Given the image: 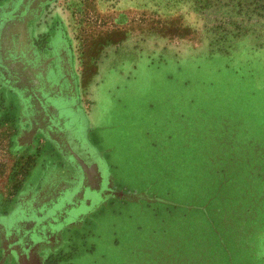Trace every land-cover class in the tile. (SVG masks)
Segmentation results:
<instances>
[{
    "label": "rangeland",
    "instance_id": "374dc122",
    "mask_svg": "<svg viewBox=\"0 0 264 264\" xmlns=\"http://www.w3.org/2000/svg\"><path fill=\"white\" fill-rule=\"evenodd\" d=\"M25 3L0 0V22L14 15L0 30V247L14 240L4 219L71 171L29 131L40 109L57 116L29 93L59 86L85 139L90 108L123 196L59 242L47 222L51 250L21 264H264V0Z\"/></svg>",
    "mask_w": 264,
    "mask_h": 264
},
{
    "label": "water",
    "instance_id": "95a60500",
    "mask_svg": "<svg viewBox=\"0 0 264 264\" xmlns=\"http://www.w3.org/2000/svg\"><path fill=\"white\" fill-rule=\"evenodd\" d=\"M36 2V0H26V6L31 5L33 2ZM29 7V6H28ZM28 7L26 10H28ZM20 15V14H18ZM14 15L13 14H8L7 16H5L2 21L0 22V30L3 26V24H5V21L8 19H11ZM41 99V101H43V98L39 97ZM39 107H41V105L39 104ZM53 109L56 111L57 115H58V111L57 109L53 106ZM75 109V107H74ZM41 116L39 115L38 117H44V121L43 122H37V123H33V121H29V131L31 133V135L39 132L42 135H44L45 138H47V140H49L50 142H52L54 144V147L56 149V151L59 153L60 157L63 159V161L70 166V169L72 172H74L75 170L79 172L80 176L82 177V180L79 181V189L76 190L73 194V196L66 200H69V203H75L76 199L75 198H79L81 197V194L84 190V188H90V187H94L91 183L96 181V180H100L102 177L100 176V172H97L96 170V165L94 163H91L90 165H87L71 148V146L69 145V142L67 141V139L65 138L63 131L66 125H67V129L69 132L75 130L76 129L70 124H63L60 123L62 125L59 124V126H56L58 128H55V123L57 122V119L55 118V116H53V113H51V115H49L48 111H46V109H41ZM60 116H66L67 114H62L64 113V111L60 110L59 111ZM62 114V115H61ZM60 117V118H61ZM36 118V117H35ZM83 140L84 145L82 147H87L88 149L91 150V152L94 154H96L101 163L103 164V173H105L108 177L109 175L106 173V165L101 157V154L88 142L87 139L84 138L83 136ZM93 176H96V178H93ZM88 184V185H86ZM89 186V187H88ZM96 194L101 193V195L99 196L100 199L102 200V202L97 203L95 206H98L100 204H103L104 199L106 198V196H108L106 194V189L104 188H99L96 187ZM69 193V192H68ZM109 196H123V193L118 191L117 189L113 188L111 190V194ZM129 198H132L131 196H129ZM74 201V202H73ZM58 202V201H57ZM57 202H55V204H58ZM64 202V201H63ZM62 202V205H64ZM68 204L61 206V204H58L54 207V205L47 209H45L43 212L41 213H36V212H31L29 211L28 214H26V216H19V218H17L15 221L11 220V214H9L7 216L6 219H4V224L6 225V228H8L7 230V235L6 237H8V233L10 234V230L12 231L13 235H14V240H10L9 244L10 246H12L13 248L10 249V251L4 252L3 248H5V246L8 244L6 243L5 246H1L0 247V264L3 262V260H9V259H13L14 260V264H21L20 262V258H25V260L27 259V253L29 251H31L30 249L32 248H36L35 254L37 255V249L38 251H48L51 250L48 247L46 248V246H48V243L46 240H44V236L41 234V231L43 232V229L46 228V223L50 222L52 224V227L58 232V242L61 239V231L65 228H70L72 226H76L77 224H79L78 222L82 221L84 214L82 216H80L81 214H79L78 217H76V213H71L69 214V209L65 208L67 207ZM70 206H72L70 204ZM90 207L87 211L86 214L90 213L92 211V209L95 207ZM53 207V209H52ZM73 207V206H72ZM50 210V212L47 213V210ZM67 210V211H66ZM62 211V215H59L60 212ZM13 213V212H12ZM47 213V214H46ZM87 214V215H88ZM64 217H67V219H64ZM76 217V218H74ZM52 219H56V220H52ZM77 219V220H76ZM21 221H30L32 223L31 226H25V227H19V223ZM56 221V222H55ZM34 226V228H36L34 231H32V227ZM22 228V229H21ZM36 230H41L40 232H36ZM32 231V232H31ZM57 240V238H56ZM9 244L7 245L9 247ZM41 255V254H40Z\"/></svg>",
    "mask_w": 264,
    "mask_h": 264
},
{
    "label": "flooded vegetation",
    "instance_id": "af4514ba",
    "mask_svg": "<svg viewBox=\"0 0 264 264\" xmlns=\"http://www.w3.org/2000/svg\"><path fill=\"white\" fill-rule=\"evenodd\" d=\"M35 3L36 2L34 1L31 5H28L29 7L25 6L24 10H26L27 7H28V9L29 8L32 9L34 7ZM42 50H44V49H42ZM61 54H62V52H60L59 47H57L55 57H59V56H61ZM62 57L63 56H61L60 62L58 59L59 65L64 64V60ZM65 66L66 65H64V66L60 65V68L62 71L64 70L63 68ZM22 76H23V74L19 73V81H18L19 84L22 80ZM41 84L43 86H45L44 83L42 82V79H41ZM58 89H57V87H51L48 89H43L42 87H35L34 90H32L29 93L32 96L31 101H33V102L38 101V103H40V105L43 108L45 106H43V103H42L43 101H41V99L39 98V97H41L44 99V103L46 101H49L51 103V105L57 109L58 115L55 117L57 119V122L55 123V128H58L56 126H59V124L63 122L64 125L67 123H70L76 129V131L73 130V131L69 132L67 129V125L65 127H63V128H65L63 131L65 138L69 142V145L71 146L72 150L87 165H90L91 163H94L96 165V170H97V172H100L99 174L102 178L100 180L98 179V180L91 183L94 187L84 188V190L81 194V197L75 198L76 199L75 203H72V202L69 203V200L73 196L74 192L79 189V183H80L79 181L82 180V177L80 176L78 171H76V170L74 172L70 171L67 176H65L62 179L61 178L58 179L56 181L57 183L54 184L51 188L47 189V187H46V188L36 192L35 194H33V196L30 198L29 209L33 210V212L41 213L45 209L51 207V205L52 206L54 205V207H55L58 204H61V206L68 204L67 207H65V208L69 209L68 210L69 214H71L73 212V213H76V215H77L76 217H78L79 214H81L80 216H82L84 214V212H86L90 207H93L97 203L102 202L103 199L101 200L99 197L101 195V193L96 194V192H95L96 187L106 189V194L110 195L111 190L113 189V185H112V182L110 180V177H108L105 173H103V164L101 163L98 156L96 154H94V152L92 153L91 150L88 149L86 146L82 147L84 145L85 141L83 140L82 129L78 126V121H76L75 111H77V106H78L77 101H75L76 99L73 100L71 96H67V89L62 90L59 88V86H58ZM74 107H75V109H74ZM60 110L64 111V113H62V114H67V115L65 117L64 116L61 117L60 113H59ZM61 127H62V125H61ZM93 178H96V176H93ZM86 185H88V184H86ZM68 198H69V200L66 201ZM55 202H57L58 204H55ZM62 202L64 205H62ZM70 204L73 207L70 206ZM52 209H53V207H52ZM50 211H51V209L50 210L48 209L47 213ZM59 215H62V211L60 212ZM76 217H74V218H76ZM64 219H67V217H64ZM4 230H5V228H4Z\"/></svg>",
    "mask_w": 264,
    "mask_h": 264
},
{
    "label": "crops",
    "instance_id": "0c3cea01",
    "mask_svg": "<svg viewBox=\"0 0 264 264\" xmlns=\"http://www.w3.org/2000/svg\"><path fill=\"white\" fill-rule=\"evenodd\" d=\"M67 60L68 59H66V61L64 60V63H65V65H67ZM61 65V64H60ZM93 102H94V100H92V104H93ZM79 106V105H78ZM90 106H91V104H90ZM81 107V106H80ZM90 108L88 107L87 108V110H83V114L85 115V117H86V119H85V121H86V126H87V140H88V142L101 154V157H102V159H103V161H104V163H105V165H106V170H107V174L109 175V177H110V180H111V182L115 185V187L114 188H117V186H118V183H116L115 182V179H113V178H111L112 177V175L110 174V173H108V171H109V167H111L110 165H108V163L106 162V158H105V156L102 154V152H105L106 150H107V148H104L102 145H101V143L99 142V138H98V136L96 137V133L98 134V132H96V129H98L97 127H95L94 126V123H92V118H90L91 117V114L89 115V114H87V112H88V110H89ZM86 113V114H85ZM94 126V127H93ZM91 129H95L93 132H91V133H89L90 132V130ZM101 141V140H100ZM99 158V157H98ZM28 202H30V199H29V201ZM101 205V204H100ZM91 213V212H90ZM89 213V214H90ZM55 241H57L58 242V237H57V240H55ZM14 264V263H13Z\"/></svg>",
    "mask_w": 264,
    "mask_h": 264
},
{
    "label": "trees",
    "instance_id": "16d2710c",
    "mask_svg": "<svg viewBox=\"0 0 264 264\" xmlns=\"http://www.w3.org/2000/svg\"><path fill=\"white\" fill-rule=\"evenodd\" d=\"M32 162H33V161H31V164H30V165H32ZM28 171H29V167H26V168L23 170V172L21 173V178H20V180H18V183H20L21 180H23V178H25V177L28 175ZM17 185H19V184H17ZM17 185L14 186V190H15V191L19 188Z\"/></svg>",
    "mask_w": 264,
    "mask_h": 264
}]
</instances>
